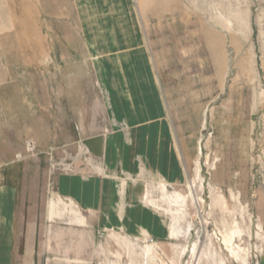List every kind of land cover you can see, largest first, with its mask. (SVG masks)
I'll list each match as a JSON object with an SVG mask.
<instances>
[{"label":"rangeland","instance_id":"1","mask_svg":"<svg viewBox=\"0 0 264 264\" xmlns=\"http://www.w3.org/2000/svg\"><path fill=\"white\" fill-rule=\"evenodd\" d=\"M132 1L168 117L187 152L185 180L164 184L147 171L139 178L114 177L120 186L138 187V205L164 218V236L96 231L87 221L71 229L73 221L57 220L40 236L49 245L47 256L65 258L66 264H259L264 256V0ZM4 6L0 0V16ZM90 64L83 58L81 73H67V88L75 87L72 102L83 109L82 120L70 123L82 137L113 125ZM3 91L14 103L21 92ZM80 145L78 138L74 148L67 143L40 149L34 138H26L24 151L15 156L26 166L0 169V176L38 179L20 187L41 188L44 206L54 197L60 174L109 175L88 150L80 153Z\"/></svg>","mask_w":264,"mask_h":264},{"label":"crops","instance_id":"2","mask_svg":"<svg viewBox=\"0 0 264 264\" xmlns=\"http://www.w3.org/2000/svg\"><path fill=\"white\" fill-rule=\"evenodd\" d=\"M4 1L0 169L26 166L15 158L24 151L26 138H34L40 149L67 143L74 148L80 138V153L88 150L109 175L60 174L54 197L44 206L41 188L27 192L20 187L39 183L38 179L0 176V264H66L65 258L48 257L49 245L40 239L57 220L73 221L71 229L87 221L96 231L120 229L126 234L145 231L164 236V218L138 205V187L129 182L127 187L124 182L120 186L114 179L139 178L147 171L163 179L161 183L177 184L186 176L187 152L179 146L168 117L134 2ZM83 58L91 63L106 113L113 120L110 130L84 137L73 128L82 120L81 102H72L75 87L72 92L67 88V73H81ZM8 89L21 90L15 94L16 103L3 91ZM259 264H264V256Z\"/></svg>","mask_w":264,"mask_h":264},{"label":"bare ground","instance_id":"3","mask_svg":"<svg viewBox=\"0 0 264 264\" xmlns=\"http://www.w3.org/2000/svg\"><path fill=\"white\" fill-rule=\"evenodd\" d=\"M206 38V37H205ZM207 39V38H206ZM224 241H225V243L226 242H230L231 241V237L230 236H225L224 237ZM231 243V242H230ZM230 245V244H229ZM232 246V245H231ZM230 247V246H229Z\"/></svg>","mask_w":264,"mask_h":264}]
</instances>
